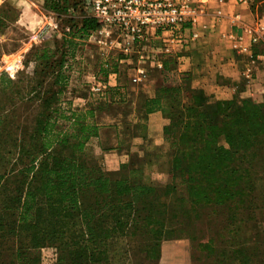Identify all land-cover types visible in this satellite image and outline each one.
<instances>
[{"label": "trees", "instance_id": "16d2710c", "mask_svg": "<svg viewBox=\"0 0 264 264\" xmlns=\"http://www.w3.org/2000/svg\"><path fill=\"white\" fill-rule=\"evenodd\" d=\"M52 2L51 11L69 21L61 40L70 44V52L77 41L99 29L83 11L81 0ZM121 58L116 53L105 68L123 73ZM160 59L164 70L177 64L174 57ZM60 71L53 76L54 85ZM18 82L0 73V91L16 92L22 103L20 92L11 91ZM28 92L32 97L42 93L40 86ZM57 92H43L47 97L42 104L47 106L28 135L6 133L9 116L7 110L0 112V137L5 130L11 147L0 155V162L10 163L0 170V264H41L43 246L58 248L55 264H117L133 248L154 253L160 240L193 226L204 210L225 213L238 223L253 210L247 197L260 180L256 169L264 164V101L257 104L246 98L234 107L230 101L210 100L191 85L187 74L175 85L163 82L157 96L143 102L140 116L143 123L159 111L167 120L162 134L168 143L169 170L158 187L144 179L141 167L128 168L142 154H158L144 151L112 172L104 171L100 162H88L87 143L97 135L92 117L103 106L68 110L61 117L73 129L62 133L56 130L57 108L52 104ZM98 100L102 99L94 102ZM141 122L137 131L146 138ZM125 168L129 177L123 175ZM250 256L236 263L252 264Z\"/></svg>", "mask_w": 264, "mask_h": 264}, {"label": "rangeland", "instance_id": "374dc122", "mask_svg": "<svg viewBox=\"0 0 264 264\" xmlns=\"http://www.w3.org/2000/svg\"><path fill=\"white\" fill-rule=\"evenodd\" d=\"M52 1L5 0L0 3V73H5L13 80L19 79L17 85L12 86L11 91L13 93L19 91L21 98H29L28 102L22 99L23 102L20 103L19 96L15 95L16 92L10 94L7 92L8 89L0 91V112L7 110L9 116L6 133L11 130L18 137L32 132L34 120L47 106L42 104V100L47 97L43 92L53 90H59L52 98V104L57 108L54 115L56 130L62 133L72 132L73 127L69 126V122L61 115L67 116L68 110L83 112V107L72 106L74 96L80 94L82 81L89 77V72L99 69L106 56L115 57L116 53H119L115 43L116 35L106 42L96 32H91L84 40L77 41V45L70 52V44L61 40L62 34L66 33L64 28L70 25L69 21L66 15L60 18L51 11ZM8 21L10 28L7 26ZM59 68L61 70L59 82L54 85L52 79ZM206 77L204 86L199 88L210 100H215L209 90L214 76L207 74ZM173 81L177 79L173 78ZM39 86L42 93L32 97V93L28 91ZM252 101L260 104L263 100L256 97L252 98ZM156 113V118L147 117L143 123L140 120V124L145 127L143 133L149 140H152L155 134H159L157 138L155 137L157 140H163L162 127L167 120L159 111ZM5 130H1L3 135L0 137V155H6L11 150L6 140L7 135L3 133ZM166 152L157 156L142 154L128 168L141 167L144 179L161 187L168 177L169 158ZM85 156L86 160L95 166L100 162L99 150L91 141L87 143ZM9 164L0 162V170H3L2 165L9 166ZM128 168L123 170V175L127 177L131 175ZM255 172L260 180L247 197L249 200L247 205L252 206L253 210L245 214L243 223L232 221L225 213L212 214L204 210L193 226L188 225L183 231L160 240L154 253L133 248L130 250V256L117 264L155 263L161 256L162 245L174 241H183L185 244L183 264H219L221 260L226 264H237L240 258L244 255L248 257L249 254L252 256H250L252 264H264V164ZM255 247L257 249H254ZM178 250L180 249L177 244L170 248V252L174 254ZM57 258L56 246L40 248L41 264H55Z\"/></svg>", "mask_w": 264, "mask_h": 264}, {"label": "crops", "instance_id": "0c3cea01", "mask_svg": "<svg viewBox=\"0 0 264 264\" xmlns=\"http://www.w3.org/2000/svg\"><path fill=\"white\" fill-rule=\"evenodd\" d=\"M3 1L0 0V3ZM233 15L238 16L237 22L232 20ZM7 24L10 28V21ZM197 24L198 41L188 58L177 63L171 71L162 69V65L157 67L144 61L146 74L136 81L133 66L140 61L134 51H130L122 55L124 59L120 69L123 73L105 68L108 60L115 59L114 56H106L99 69L89 72V77L82 81V89L74 96L72 106L84 109L90 104L103 106L94 111L92 121L97 125V135L90 141L99 150L104 171H117L144 151L155 154L167 151L168 143L156 139L159 134H155L152 140L146 139L137 131L136 125L143 115L141 105L157 96L158 87L163 82L175 85L182 74H187L193 87H202L206 75L211 74L214 78L209 90L215 100L230 101L234 107L246 98L259 97L264 101V0H225L223 4L212 0L197 18ZM230 33L241 38L239 51L233 49L228 37ZM252 36H257L255 42H252ZM250 58L254 59L253 63L250 62L252 73L245 76L244 69ZM98 81L105 84V97L96 98L91 92ZM94 99L102 100L95 103ZM156 114H149L148 117H155ZM175 244L180 250L174 254L170 248ZM184 247L183 241L164 243L160 258L151 264H183Z\"/></svg>", "mask_w": 264, "mask_h": 264}, {"label": "built area", "instance_id": "2783aa9c", "mask_svg": "<svg viewBox=\"0 0 264 264\" xmlns=\"http://www.w3.org/2000/svg\"><path fill=\"white\" fill-rule=\"evenodd\" d=\"M212 0H81L83 11L99 23L95 32L106 42L115 36L119 53L129 54L134 51L138 57L137 65L133 66L138 81L146 74L142 62H152L161 67V57H174L177 63L188 58L193 45L200 34L197 18L204 13ZM225 0H215L223 4ZM221 14L220 11H217ZM232 20H239L233 15ZM250 32V29H248ZM233 49L239 51L241 38L228 34ZM257 36H252V42ZM156 42V43H154ZM160 57V58H159ZM122 59H119L121 63ZM249 64L244 75L252 73ZM105 84L98 81L92 86L91 92L96 98L104 96Z\"/></svg>", "mask_w": 264, "mask_h": 264}]
</instances>
